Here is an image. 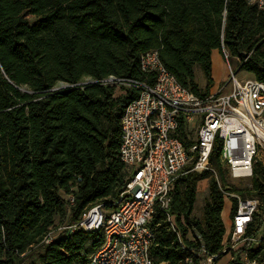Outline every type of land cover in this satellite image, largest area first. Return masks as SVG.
Returning <instances> with one entry per match:
<instances>
[{"label":"trees","instance_id":"trees-1","mask_svg":"<svg viewBox=\"0 0 264 264\" xmlns=\"http://www.w3.org/2000/svg\"><path fill=\"white\" fill-rule=\"evenodd\" d=\"M215 49L236 59L237 73L244 70L264 82V5L251 0H0V264H80L104 241L101 230L78 228L43 242L58 216L73 224L95 204L109 207L130 173L119 155L121 117L138 90L122 86L115 96L114 86L85 81L108 75L151 81L140 57L156 50L179 83L204 97L213 84ZM197 67L204 88L195 80ZM221 145L216 138L209 156L215 172L183 173L168 209L155 210L149 223L152 264H189L190 256L197 264L188 227L200 233L209 253L221 250L225 226L219 185L234 190L227 187ZM203 179H208V194L198 218L194 205ZM251 182L250 189L236 191L264 200L261 159ZM69 193L74 204L64 196ZM248 257L264 262V245L250 249Z\"/></svg>","mask_w":264,"mask_h":264},{"label":"built area","instance_id":"built-area-1","mask_svg":"<svg viewBox=\"0 0 264 264\" xmlns=\"http://www.w3.org/2000/svg\"><path fill=\"white\" fill-rule=\"evenodd\" d=\"M251 1L259 7L264 5V0ZM220 53L230 76L204 97L179 83L156 50L140 57L141 70L152 76L151 81L114 75L85 81L138 90L121 117L119 155L130 173L109 207L95 204L77 222L51 228L44 243L66 230H101L103 243L80 264H152L149 250L154 232L149 223L155 210L168 209L175 181L183 173L215 172L209 156L216 138L222 143L220 161L227 165L231 177L240 180L253 176L258 155L264 152V82L239 79L228 52L223 49ZM186 141H190L188 148ZM188 164L191 167L187 169ZM219 187L224 199H230L231 220L217 253H209L200 233L188 227L196 262L218 264L219 257L228 255L231 264H256L248 254L250 249L264 245V200ZM64 196L74 204L72 193ZM166 219L179 236L173 216L166 213ZM186 262L192 264L193 258Z\"/></svg>","mask_w":264,"mask_h":264},{"label":"rangeland","instance_id":"rangeland-1","mask_svg":"<svg viewBox=\"0 0 264 264\" xmlns=\"http://www.w3.org/2000/svg\"><path fill=\"white\" fill-rule=\"evenodd\" d=\"M233 61H230L232 67H236V59L233 58ZM212 61H213V65L214 67V77L215 78H220L221 84H223L224 82H226L230 76V70L228 67V64L226 63V61L224 60V58L222 57V62H219L217 55L214 54V58L212 57ZM237 77L239 79H248V78H253L248 72L244 71V70H239L237 73ZM195 80L196 82L199 84V86L201 88L205 87L206 81H205V77L202 73V71L197 67L195 69ZM219 85V86H220ZM115 88V92L114 95L117 96L121 93V87H117L114 86ZM258 159H261L262 161H264V152H261L258 155ZM228 184L227 187H233L234 191L236 190H243L246 191L247 188H251L252 186V182H251V178H245V179H240V180H236L234 178L231 177L230 173L228 172ZM208 194V180L203 179L202 181H200L199 185H198V189H197V196H196V201H195V205H194V214L195 216H197L198 218H200L202 216L203 213V203L204 200L206 198ZM230 199H224V205H223V209L221 212V216H222V220L224 222V226L227 227L228 224L230 223L231 220V215H230ZM67 224V220L66 218H62L61 216H58L55 220V224L54 226H60V225H65ZM218 264H231L229 262V257L228 255H223L221 257V259L219 260Z\"/></svg>","mask_w":264,"mask_h":264},{"label":"crops","instance_id":"crops-1","mask_svg":"<svg viewBox=\"0 0 264 264\" xmlns=\"http://www.w3.org/2000/svg\"><path fill=\"white\" fill-rule=\"evenodd\" d=\"M214 54L217 55V58L219 60V62H222V56H221V53L219 52V50L215 49L212 51V54H211V60H212V57L214 58ZM214 65H213V61H212V80H213V84H212V87L210 88V92H214L217 90V88L219 87L220 83L222 80H220V78H215L214 77ZM205 180H208V179H205ZM202 181V180H200ZM200 181L198 182V185L200 183ZM198 185H197V189H198ZM222 217V216H221Z\"/></svg>","mask_w":264,"mask_h":264}]
</instances>
